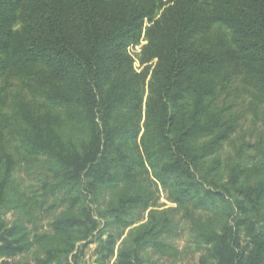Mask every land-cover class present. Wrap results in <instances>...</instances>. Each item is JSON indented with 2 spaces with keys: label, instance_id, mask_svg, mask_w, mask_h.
I'll return each instance as SVG.
<instances>
[{
  "label": "trees",
  "instance_id": "1",
  "mask_svg": "<svg viewBox=\"0 0 264 264\" xmlns=\"http://www.w3.org/2000/svg\"><path fill=\"white\" fill-rule=\"evenodd\" d=\"M144 32L150 77L128 53ZM248 113L264 125V0H0V264L92 245L96 264H162L148 252L188 206L210 212L197 264H264V136L219 157ZM49 201L51 231L31 228Z\"/></svg>",
  "mask_w": 264,
  "mask_h": 264
},
{
  "label": "rangeland",
  "instance_id": "2",
  "mask_svg": "<svg viewBox=\"0 0 264 264\" xmlns=\"http://www.w3.org/2000/svg\"><path fill=\"white\" fill-rule=\"evenodd\" d=\"M150 25L147 24V27ZM150 45V39L147 34H143L142 39L138 45L130 46L128 49L129 55L134 62V68L138 72L144 71L149 68L148 75L150 77L153 68L155 67L157 60L144 62L149 54L145 50ZM264 136V125L258 121L251 113H248L241 121L238 131L232 136L231 140L225 145V148L221 151L219 157L226 164L236 156L235 148L242 142H253ZM249 162L256 161L254 152H249ZM17 181L22 185L23 189L29 193H32L38 185V178L28 170L24 165H21L17 169L16 173ZM149 185L155 192V197L158 199L159 205L175 206L168 198L167 191L160 186L155 180L150 178ZM48 205L41 213V218L36 223V227L30 226L38 231H51V223L55 215L62 211V208L58 210L48 211ZM210 212L202 209H194L192 206L182 208L179 210L175 222L173 224L171 232L165 237L168 247L165 252H155L149 250L148 255L154 260L162 264H197L200 257L206 252L205 249L198 248L195 243L194 233L192 230V216H199L207 218ZM16 217L15 212H10L6 215V218L10 221ZM148 217V212L135 211L131 216L132 226L125 230L124 237L129 230L138 224L145 222ZM95 245H92L87 251V255L82 264H96L94 250Z\"/></svg>",
  "mask_w": 264,
  "mask_h": 264
}]
</instances>
